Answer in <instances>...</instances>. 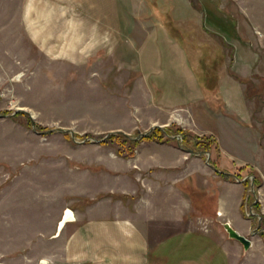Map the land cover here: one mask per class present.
Wrapping results in <instances>:
<instances>
[{
  "label": "rangeland",
  "instance_id": "1",
  "mask_svg": "<svg viewBox=\"0 0 264 264\" xmlns=\"http://www.w3.org/2000/svg\"><path fill=\"white\" fill-rule=\"evenodd\" d=\"M49 16L52 31L72 19L84 24L81 46L34 42L28 24L36 30ZM92 25L98 36L88 39ZM55 47L79 57L57 58ZM202 68L213 88L199 84ZM174 126L212 136L211 152L195 147L191 135L183 140ZM157 127L171 129L162 136L169 140L143 139L130 153V139ZM149 141L199 153L208 165L206 191L191 215L193 224L205 223L206 237L189 233L179 245L222 244L225 253L216 263L207 249L205 262L179 248L189 256L185 263L264 264V238L252 235L261 224L253 201L264 208V166L249 163L264 161V0H0V264H64L61 240L52 237L59 208L93 201L72 194L76 175L89 183L86 174L101 168L95 162L106 150L131 157ZM209 158L233 177L232 190L222 186L225 216L248 227L247 250L228 237V218H216L226 179ZM160 253L158 264L176 260Z\"/></svg>",
  "mask_w": 264,
  "mask_h": 264
},
{
  "label": "crops",
  "instance_id": "2",
  "mask_svg": "<svg viewBox=\"0 0 264 264\" xmlns=\"http://www.w3.org/2000/svg\"><path fill=\"white\" fill-rule=\"evenodd\" d=\"M50 17L48 20L45 19L47 24L40 25L36 30L31 22L28 24L34 42L43 48L49 44L63 42L75 45L76 48L78 45L81 46L84 24L72 19L70 23L67 21L62 23L61 27L56 25L52 31ZM105 34L104 28L99 35ZM88 36V39L98 36L93 25ZM54 50L55 53H51L56 54L57 58L79 57L77 52H65L59 47H55ZM220 149L223 152L221 147ZM258 149L264 155L260 145ZM249 163L258 169H263L264 166V161ZM95 164L101 168L97 171H88L86 175L90 176L89 183L82 181L84 177L82 175L81 181H78L76 175L78 186L76 185L72 192L74 196L93 201L83 207H71V203L65 201L59 208L58 221L66 207L72 209L74 213V220L65 222L59 234L55 235L57 221L52 234V237L61 240L64 264H149V262L158 264L161 256L159 251L166 252L167 261L170 260L169 257L176 259L169 264L177 262L186 264L185 257L189 256L181 255V250L187 253L192 251L195 254L200 253L199 260L204 259L205 262L209 258L206 251L210 250V253L217 254L214 255V262L223 261L225 249L222 244L220 249L216 247L209 249L201 246V241L199 243L195 241L196 245L191 244L196 247H190V250L179 245L180 237L189 233L198 234V238L202 237L201 234L206 237L205 223L196 225L191 222L193 205L198 201L194 199H199V196L204 194L207 183L208 165L199 153L192 154L180 146L149 141L136 149L131 157L106 150V156ZM224 183L226 188L229 185L230 190L233 188L232 181L220 180L221 186L216 198V218L227 217L225 215L230 213L227 206L228 192L225 195L222 192ZM238 186L237 184L234 203L237 213L240 204ZM97 195H101L98 200L95 199ZM262 211L264 214V208ZM196 213L194 217L198 220L208 219L204 214ZM227 218V222L230 225L233 223L239 233L246 234L248 227L245 223L235 218ZM172 238L177 239L176 245L170 244ZM255 238L258 240V234ZM176 251H179L177 256Z\"/></svg>",
  "mask_w": 264,
  "mask_h": 264
},
{
  "label": "trees",
  "instance_id": "3",
  "mask_svg": "<svg viewBox=\"0 0 264 264\" xmlns=\"http://www.w3.org/2000/svg\"><path fill=\"white\" fill-rule=\"evenodd\" d=\"M203 72L201 73H197V79L199 81V84L205 89L207 90L208 88H213L215 85L212 83H208L205 79V70L206 68H202ZM19 112H16V114H18ZM166 130H171L169 127H167L165 130L161 129L159 127L152 129L149 133L141 136V138L136 139H130V143H131V151L130 153H133L134 148L139 144L140 140L146 139V140H154V141H158V142H163V141H167L169 140L167 137L163 138V133H168ZM173 130H175L174 132H178L180 134H182L183 136V140H187L188 135L193 136L192 140L193 143L195 145V147H198V149L202 152L204 151H209L211 152V144L214 142V139L212 138V136H196L190 132L184 131L183 129H181V127L179 126H174ZM115 136V135H112ZM126 137V136H125ZM104 142V141H103ZM209 162L210 164L215 168V170H217V172L219 173V175L221 176V178L223 179H232V175L228 172L222 171L221 169L218 168V165L216 164L215 160L209 158ZM242 184L245 188H247L249 186V181L248 180H243ZM260 184L259 180L257 179V175L254 174V179H253V185L256 187ZM242 207V204H241ZM252 208L254 209V211H256V213H258V215L260 216V227H259V231L258 234L264 238V215L263 213L259 210V203L257 200L253 201L252 204Z\"/></svg>",
  "mask_w": 264,
  "mask_h": 264
},
{
  "label": "water",
  "instance_id": "4",
  "mask_svg": "<svg viewBox=\"0 0 264 264\" xmlns=\"http://www.w3.org/2000/svg\"><path fill=\"white\" fill-rule=\"evenodd\" d=\"M18 110H22V109H18ZM12 114H14V112ZM30 118H32L31 115H30ZM31 123L33 124L32 120H31ZM50 130H52V129H50ZM60 130L64 131V129H62V128H60ZM143 134L145 135V134H147V132H145ZM239 182H241V181H239ZM72 220H74L73 210L70 209L69 207H66L64 209V211H63L61 219L57 223V229H56L55 235L59 234V232H60V230H61V228H62V226L64 225L65 222L72 221ZM223 227H224L225 231L227 232L228 237L238 241L242 245L243 249L247 250L251 246V240L248 237H246V236L242 235L241 233H239L228 222H224L223 223ZM258 231H259V229L257 227V229H255L252 232V235L258 233Z\"/></svg>",
  "mask_w": 264,
  "mask_h": 264
}]
</instances>
